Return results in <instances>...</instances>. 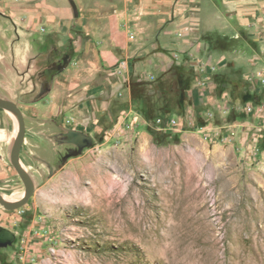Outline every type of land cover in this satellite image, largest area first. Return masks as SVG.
<instances>
[{"label": "rangeland", "instance_id": "obj_1", "mask_svg": "<svg viewBox=\"0 0 264 264\" xmlns=\"http://www.w3.org/2000/svg\"><path fill=\"white\" fill-rule=\"evenodd\" d=\"M21 1L28 11L32 4ZM98 4L37 0L38 38L63 44V63L78 43L85 60H100L108 36L51 34L47 20L50 5L69 17ZM228 35L210 37L235 45ZM57 53H49L53 70ZM184 73L165 83L156 74L123 80L107 109L85 84V154L41 181L19 208L0 203V228L12 235L0 241V264H264V82L257 92L240 82L242 95L229 99L223 86L208 84L188 99ZM53 79L38 89L50 90ZM25 194L3 196L15 203Z\"/></svg>", "mask_w": 264, "mask_h": 264}, {"label": "crops", "instance_id": "obj_2", "mask_svg": "<svg viewBox=\"0 0 264 264\" xmlns=\"http://www.w3.org/2000/svg\"><path fill=\"white\" fill-rule=\"evenodd\" d=\"M21 2L0 0L2 195L26 193L12 163L20 120L10 106H17L24 117L19 162L36 188L85 154L84 103L91 90L86 83H91L103 100L97 108L107 109L113 105L120 83L138 76L148 81L156 74L158 82L165 83L168 74L180 75L184 71L183 91L188 99L196 98L208 84L223 86V96L229 99L243 93L238 89L240 82L252 92L258 91L255 83L264 82V0H97L98 5L70 13L69 17H60L50 5L48 9L55 11L53 17H46L49 23L52 20L51 34L108 36L97 47L100 60L96 56L92 61L85 60L84 48L78 43L73 60L64 63L63 44L38 38V24L43 20L38 21L37 0H27L32 4L28 11L21 9ZM229 33L232 43L236 42L233 46L210 37L224 38ZM150 36L156 39L148 41ZM95 46L91 44V51ZM56 50L58 58L53 70L54 65L48 64L49 53ZM129 57L133 59L129 61ZM203 62H208L206 68L220 65V71L207 68V74H203ZM49 75L54 78L51 89L40 91L38 83L43 85ZM130 97L125 104L133 118L140 119L141 113L134 111ZM254 108L255 104L251 110Z\"/></svg>", "mask_w": 264, "mask_h": 264}, {"label": "water", "instance_id": "obj_3", "mask_svg": "<svg viewBox=\"0 0 264 264\" xmlns=\"http://www.w3.org/2000/svg\"><path fill=\"white\" fill-rule=\"evenodd\" d=\"M11 108L15 109L18 112L19 120H20V133L18 136V140L14 146L13 153H12V163L17 169L20 177L22 178L25 187H26V194L23 200L15 203L8 202L4 196L0 193V203L5 206L7 209H16L22 206L23 204L27 203L30 197L33 195L35 190V184L24 168L21 166L19 162L20 151L23 145L24 136H25V121L22 112L20 109L13 105L10 106Z\"/></svg>", "mask_w": 264, "mask_h": 264}, {"label": "flooded vegetation", "instance_id": "obj_4", "mask_svg": "<svg viewBox=\"0 0 264 264\" xmlns=\"http://www.w3.org/2000/svg\"><path fill=\"white\" fill-rule=\"evenodd\" d=\"M12 239V235L5 229L0 228V241L2 240H11Z\"/></svg>", "mask_w": 264, "mask_h": 264}, {"label": "built area", "instance_id": "obj_5", "mask_svg": "<svg viewBox=\"0 0 264 264\" xmlns=\"http://www.w3.org/2000/svg\"><path fill=\"white\" fill-rule=\"evenodd\" d=\"M170 122L172 125H175L177 123L176 120H170ZM160 123H162V121L159 119L158 124H160Z\"/></svg>", "mask_w": 264, "mask_h": 264}]
</instances>
